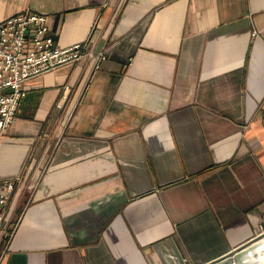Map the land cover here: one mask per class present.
Instances as JSON below:
<instances>
[{"label": "crops", "instance_id": "crops-1", "mask_svg": "<svg viewBox=\"0 0 264 264\" xmlns=\"http://www.w3.org/2000/svg\"><path fill=\"white\" fill-rule=\"evenodd\" d=\"M25 9L101 55L23 83L0 264H210L264 234V0H0V21Z\"/></svg>", "mask_w": 264, "mask_h": 264}, {"label": "built area", "instance_id": "built-area-1", "mask_svg": "<svg viewBox=\"0 0 264 264\" xmlns=\"http://www.w3.org/2000/svg\"><path fill=\"white\" fill-rule=\"evenodd\" d=\"M82 55L98 57L101 52L84 50L81 43L58 46L48 33L46 15L25 9L0 21V133L10 125L16 107L24 97L28 78ZM96 67L97 63L94 62ZM14 180L0 178V230L3 209ZM10 233L3 231L2 239Z\"/></svg>", "mask_w": 264, "mask_h": 264}, {"label": "water", "instance_id": "water-1", "mask_svg": "<svg viewBox=\"0 0 264 264\" xmlns=\"http://www.w3.org/2000/svg\"><path fill=\"white\" fill-rule=\"evenodd\" d=\"M210 264H264V234Z\"/></svg>", "mask_w": 264, "mask_h": 264}, {"label": "rangeland", "instance_id": "rangeland-1", "mask_svg": "<svg viewBox=\"0 0 264 264\" xmlns=\"http://www.w3.org/2000/svg\"><path fill=\"white\" fill-rule=\"evenodd\" d=\"M1 230H3V231H6V232H8V233H10V236H9V238H4V241L6 242V241H8L9 239H10V237H11V235H12V227L10 228V229H3V227H2V229ZM0 230V231H1Z\"/></svg>", "mask_w": 264, "mask_h": 264}]
</instances>
